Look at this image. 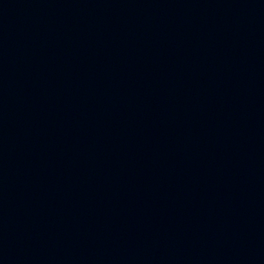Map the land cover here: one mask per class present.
<instances>
[{"label": "water", "instance_id": "obj_1", "mask_svg": "<svg viewBox=\"0 0 264 264\" xmlns=\"http://www.w3.org/2000/svg\"><path fill=\"white\" fill-rule=\"evenodd\" d=\"M0 264H264V0H0Z\"/></svg>", "mask_w": 264, "mask_h": 264}]
</instances>
